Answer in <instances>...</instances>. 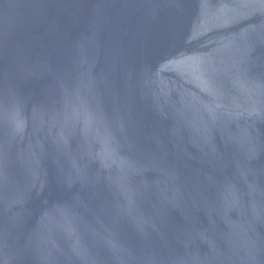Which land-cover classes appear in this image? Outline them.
I'll return each instance as SVG.
<instances>
[{
    "label": "water",
    "instance_id": "obj_1",
    "mask_svg": "<svg viewBox=\"0 0 264 264\" xmlns=\"http://www.w3.org/2000/svg\"><path fill=\"white\" fill-rule=\"evenodd\" d=\"M0 264H264V0H0Z\"/></svg>",
    "mask_w": 264,
    "mask_h": 264
}]
</instances>
